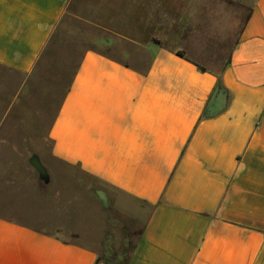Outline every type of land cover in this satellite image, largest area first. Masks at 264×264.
<instances>
[{
  "label": "crops",
  "instance_id": "0c3cea01",
  "mask_svg": "<svg viewBox=\"0 0 264 264\" xmlns=\"http://www.w3.org/2000/svg\"><path fill=\"white\" fill-rule=\"evenodd\" d=\"M66 16L105 48L81 56L50 155L144 223L94 248L0 215V264H264V0H0V67L28 76Z\"/></svg>",
  "mask_w": 264,
  "mask_h": 264
},
{
  "label": "rangeland",
  "instance_id": "374dc122",
  "mask_svg": "<svg viewBox=\"0 0 264 264\" xmlns=\"http://www.w3.org/2000/svg\"><path fill=\"white\" fill-rule=\"evenodd\" d=\"M94 36L95 29L66 16L28 76L0 67V215L96 248L90 240L104 230L113 226L118 233L127 226L135 235L144 218L139 203L50 155L48 128L81 56L105 48ZM31 155L46 168L48 184L29 165ZM95 191L106 194V206Z\"/></svg>",
  "mask_w": 264,
  "mask_h": 264
},
{
  "label": "water",
  "instance_id": "95a60500",
  "mask_svg": "<svg viewBox=\"0 0 264 264\" xmlns=\"http://www.w3.org/2000/svg\"><path fill=\"white\" fill-rule=\"evenodd\" d=\"M222 105H223V99L221 95V88L220 85H217L205 107V114L210 116L218 113L222 108ZM28 163L36 172L39 180L44 184H48L50 178L46 168L42 165L39 157L37 155H31L28 158ZM95 194L98 197V199L102 202V204L106 206L107 205L106 194L102 191H95Z\"/></svg>",
  "mask_w": 264,
  "mask_h": 264
},
{
  "label": "trees",
  "instance_id": "16d2710c",
  "mask_svg": "<svg viewBox=\"0 0 264 264\" xmlns=\"http://www.w3.org/2000/svg\"><path fill=\"white\" fill-rule=\"evenodd\" d=\"M77 67H78V64H77V66H76V68H75V71H74L73 75L75 74ZM73 75H72V77H73ZM71 79H72V78H71ZM70 82H71V80H70ZM69 85H70V83H69ZM69 85L67 86V88L69 87ZM67 88H66V90H67ZM66 90H65V91H66ZM96 262L98 263V262H99V259H97Z\"/></svg>",
  "mask_w": 264,
  "mask_h": 264
}]
</instances>
